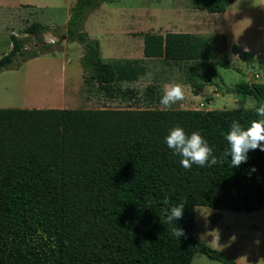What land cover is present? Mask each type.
I'll use <instances>...</instances> for the list:
<instances>
[{"label": "trees", "instance_id": "16d2710c", "mask_svg": "<svg viewBox=\"0 0 264 264\" xmlns=\"http://www.w3.org/2000/svg\"><path fill=\"white\" fill-rule=\"evenodd\" d=\"M236 0H192L194 9L225 13ZM103 0H77L67 22L68 42L84 49V83L107 99L144 107L126 109H0V264H192L202 253L213 261L238 264L195 237V208L209 207L216 224L223 212L250 213L264 206V152L250 150L239 168L230 158L215 166L190 169L167 147L174 127L198 131L220 156L233 121L244 129L260 119L255 108L231 110L162 109L156 85L138 93L126 83L148 73L141 60L106 62L100 43L86 33L91 12ZM1 11V7H0ZM46 28L33 22L26 33L37 41L11 36V50L0 57V73L51 51ZM252 67L255 58L232 47ZM145 59L188 65L198 96L212 84L215 41L191 33H145ZM226 69L231 64L218 61ZM90 90V89H89ZM237 98L264 104V83L241 82L228 88ZM256 171H252V168ZM169 201L165 204L164 201ZM185 203L183 216L165 222V209ZM186 236L172 235L173 227Z\"/></svg>", "mask_w": 264, "mask_h": 264}, {"label": "rangeland", "instance_id": "374dc122", "mask_svg": "<svg viewBox=\"0 0 264 264\" xmlns=\"http://www.w3.org/2000/svg\"><path fill=\"white\" fill-rule=\"evenodd\" d=\"M76 2L77 0H0V57L11 50L12 35L26 39L29 49L35 48L37 40L26 33V28L33 22L46 28L43 39L53 45L50 52L29 60L18 70L0 73V109H56L54 103L63 105L68 101L63 95V88L66 93L72 94L77 86L78 91L70 98L73 109L144 107L131 101L107 99L96 88L91 89L84 83L83 46L79 42L63 39L71 9ZM194 10L192 0H103L101 6L90 13L84 29L90 38L99 41L104 61L141 60L147 66L146 76L135 83H126L125 87L129 86L141 93L147 86L156 85L163 94L166 84H180L184 99L169 109L254 108V98L239 99L228 88L241 82H253L256 75L259 76L258 82L264 83L263 0H239L230 7L229 15L216 19L221 24L218 32H225L216 39H210L216 42L218 58L216 61L201 62V67L203 71L213 68L218 75H212V84L205 87L207 91L204 89L199 96L194 95L192 82L187 75L189 64L144 58L141 44L145 33L188 31L189 24L193 23L191 17ZM232 10H235V16L230 15ZM196 12L202 16L208 14L201 10ZM234 45L251 49V52H247L255 58L252 67L234 55ZM221 60L228 61L231 68L221 67L218 64ZM65 68L66 83L62 78ZM214 92L219 95L215 96ZM214 213L216 211L209 207L195 208V237L225 253L235 262L240 257L243 264H258L260 259H256L255 251H260L264 256V246L256 233L243 232L244 225L233 220L239 213L227 212L225 220L218 221L216 225L208 218ZM192 264L223 263H216L204 254L197 253ZM259 264H264V260L261 259Z\"/></svg>", "mask_w": 264, "mask_h": 264}, {"label": "clouds", "instance_id": "9594fccd", "mask_svg": "<svg viewBox=\"0 0 264 264\" xmlns=\"http://www.w3.org/2000/svg\"><path fill=\"white\" fill-rule=\"evenodd\" d=\"M183 99L184 91L180 84H166L160 105L162 109H169ZM253 107L260 119L251 121L250 127L247 129H244L240 122L233 121L230 130L225 134V140L229 147L219 157L213 154L212 147L209 146L200 132L195 131L189 136L179 126L171 129L165 137L167 147L182 157L180 164L185 169H190L193 164L199 167L215 166L218 163H224L225 157L230 158L232 168H239L247 162V154L250 150L259 149L264 152V104L259 107L253 104ZM252 171L254 172L256 169L253 167ZM164 203L168 204L169 201L165 200ZM184 207L185 203H181L165 209V222L174 224V221L180 220L183 216ZM171 232L178 239L186 236L184 229L176 226L171 229Z\"/></svg>", "mask_w": 264, "mask_h": 264}, {"label": "crops", "instance_id": "0c3cea01", "mask_svg": "<svg viewBox=\"0 0 264 264\" xmlns=\"http://www.w3.org/2000/svg\"><path fill=\"white\" fill-rule=\"evenodd\" d=\"M238 1L239 0L234 1L228 7L227 11L225 13H221V14H210V13H208L207 16H202V15H199L198 12H196L197 10L195 9L194 15H193V17H191V20L193 21V23L189 24V30L188 31H186V30L175 31L174 30V31H169V32L192 33V34L204 36L209 40L210 39H216L218 37V35L225 33V32L221 33V32H223L222 30L218 32V30L220 28L219 25H221V24H219V21L217 22V20H219V18H221L223 15L224 16L229 15L230 7H233L234 5H236V3H238ZM263 3H264V0H263ZM24 6H30V5H24ZM0 7H1V3H0ZM235 14H236L235 10H232V13H230V15H232V16H235ZM213 20H215L216 22L213 23ZM238 47L242 51H250L251 52V49L249 47H240V46H238ZM141 48H142V54H143V39H142ZM63 72L64 73L62 74V78H63V81H65L67 78V76H66L67 69L65 68L63 70ZM65 83H66V81H65ZM77 87L73 89L72 94L66 93L67 92L66 89L63 88V91H62L63 95L68 98V101H65L63 105L54 103V108H56V109H73V108H71L72 101L70 100V98L72 95L76 94V92L78 91L79 87L78 88ZM205 91H207V89H205ZM214 93H216L215 96L219 95L217 92H214ZM210 102H212V101H210ZM207 110H211V109H207ZM227 212L228 211L223 212V217L221 220H225V215ZM233 220L238 221V223H242L244 225L243 232H245V233L249 232V234L256 233V235L259 237V239H261V241H260L261 244L264 246V206L262 209L257 210V211H253L250 213H243V214L239 213L238 216L233 217ZM255 257H257L256 259H260V260L263 259L264 260V256H262V254L258 250L255 251ZM215 262L219 263L217 261H215ZM237 262H238V264H243L240 257L237 259Z\"/></svg>", "mask_w": 264, "mask_h": 264}, {"label": "built area", "instance_id": "2783aa9c", "mask_svg": "<svg viewBox=\"0 0 264 264\" xmlns=\"http://www.w3.org/2000/svg\"><path fill=\"white\" fill-rule=\"evenodd\" d=\"M258 78H259V76H258V75H256V80H255L254 82H258V80H257Z\"/></svg>", "mask_w": 264, "mask_h": 264}]
</instances>
